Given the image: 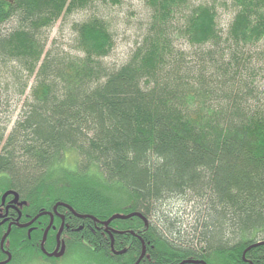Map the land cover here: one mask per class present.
<instances>
[{"label": "trees", "instance_id": "16d2710c", "mask_svg": "<svg viewBox=\"0 0 264 264\" xmlns=\"http://www.w3.org/2000/svg\"><path fill=\"white\" fill-rule=\"evenodd\" d=\"M93 1L0 6V64L18 60L35 78L26 110L0 128V198L16 191L30 217L58 201L99 220L139 212L146 222L110 226L152 234L171 264H264V244L247 250L264 241V103L242 78L245 55L230 47L264 38V0H234L226 31L214 2L148 0L149 25L120 62H106L115 40L99 17L73 25V56L46 49L44 29ZM181 38L191 53L175 47ZM6 85L0 76V114ZM57 210L78 226L64 231L68 253L86 247L99 264L119 263L104 254L102 235L94 239V220ZM43 232L11 231L17 263L47 258ZM54 246L50 230L45 247Z\"/></svg>", "mask_w": 264, "mask_h": 264}, {"label": "rangeland", "instance_id": "374dc122", "mask_svg": "<svg viewBox=\"0 0 264 264\" xmlns=\"http://www.w3.org/2000/svg\"><path fill=\"white\" fill-rule=\"evenodd\" d=\"M207 1L215 3L218 10L219 29L226 31L228 23L236 12L234 0H204V2ZM92 17L105 20L113 33L115 48L111 56L106 59V62L113 63L127 58L131 54L130 51L141 41L140 33L147 29L151 12L148 0H94L89 7L78 10L48 29H44V38H42L43 41L45 40L46 49L55 54H72L71 56L76 54V37L72 27L75 23ZM177 23H173V25ZM178 33L175 32L173 35L176 40ZM175 47L183 49L185 53L193 51L183 38L175 43ZM230 47L234 49L237 56L240 57L241 53L245 55L242 60V71L250 75L244 76L242 73V78L256 91L257 101L260 99L264 103V38L257 44H247L246 48L231 43ZM198 50H202V48H198ZM26 69L18 60H9L6 64H0V76L7 84L4 95L5 105L0 114V128L5 126L6 132L15 125L29 103L26 91L28 96L35 78H30L31 75ZM20 80L21 82H19ZM83 248L84 250L76 249L69 253V249H67L65 254L63 253L64 255H61L57 260L47 261L37 256L34 261L27 259L21 264H99L93 259L91 252L86 247Z\"/></svg>", "mask_w": 264, "mask_h": 264}, {"label": "flooded vegetation", "instance_id": "af4514ba", "mask_svg": "<svg viewBox=\"0 0 264 264\" xmlns=\"http://www.w3.org/2000/svg\"><path fill=\"white\" fill-rule=\"evenodd\" d=\"M17 4H18V0H0V6L3 5L7 8H11V7L15 8ZM2 195L0 198V231L2 230H5V231L0 234V264H20L19 262L18 263L16 262L15 253H14V250L12 249V246L10 245V241L8 238L11 231L14 228H18L19 230L24 231L27 234L28 238L31 239V235L29 236V232L31 234V232L33 230L38 229L39 226L44 231L46 227L50 224L51 217L50 215H41L37 219H35L30 225L22 227L21 225L31 222V220L34 219L35 216L30 217L27 215L26 216L23 215L22 209H20V205H19V203H21L20 196H19V199L15 202L13 201L14 199L13 194H9L4 200L2 199ZM59 214L63 216V220L60 215H57L54 213L53 224L50 230L55 231V246L51 250L46 249L48 252H53L56 249V246L58 243L57 233L61 227L62 221H64V224H63L64 228L60 235L61 243L64 242V244H66L65 242L67 241V238L70 239L69 237L66 238V236L64 238V231L66 229H72L73 231H75L76 230L75 228L78 227L76 226L75 228L73 227L70 228V224L66 222V216L63 213H59ZM42 216H46L48 218V224H46V226H42L41 224L42 222L39 220V218H41ZM57 218L61 220L60 225L58 226L55 223ZM93 223H94L93 227L96 229V231L91 230L95 237L94 239L96 240V238L97 239L99 238L98 235H102L101 236L102 239L101 238L100 239L103 241L105 240L108 241V246L107 247L103 246V248L105 249L104 254L107 253L109 257L113 259L114 262L118 260L119 261L118 264H171L172 263L173 259H172V256H170V254H167L165 256L163 253L155 249L156 243L154 242H157V241L155 240V238H153L152 234H149L147 232L140 233L138 231L128 230V229H119L114 226H109V232H108L105 230V227L100 222L94 221ZM9 226L11 227L10 233L8 237L3 241V235L6 233ZM83 228L84 226L80 224L78 229L82 231ZM81 236H82V241L84 243L88 242L92 244L91 241L89 240L87 241L85 239L84 234H82ZM100 239L97 242H100L101 241ZM139 242H140V249L137 252H135L136 245H138ZM91 246L93 249L96 248L94 244H92ZM39 247H40V250L42 251L41 239L39 242ZM66 250H67V246H66ZM44 255L48 258V259L45 258V260L48 261L52 259L48 257L46 254ZM9 257H10V260L6 263H3ZM193 261H204L205 262L206 260L205 259H193ZM186 263L188 262H185L182 264H186ZM189 263L194 264V262H189ZM197 264H202V263H197Z\"/></svg>", "mask_w": 264, "mask_h": 264}, {"label": "water", "instance_id": "95a60500", "mask_svg": "<svg viewBox=\"0 0 264 264\" xmlns=\"http://www.w3.org/2000/svg\"><path fill=\"white\" fill-rule=\"evenodd\" d=\"M9 194H13L14 195V199L13 201H17L19 199V194L14 191V190H8L6 191L2 198L3 200L9 195ZM22 203H25V201L19 203V205H22ZM59 206H63L65 208H67L68 210H70L74 215H76L77 217L79 218H91L92 220L94 221H99L102 225L105 226V230L109 232V224L115 220V219H128V218H131L133 216H138V217H141L145 220L146 222V218L140 214L139 212H131V213H128V214H122V213H115L113 214L112 216H110L107 220H104V221H100L98 220L94 215H89V214H81V213H77L72 206H70L69 204L65 203V202H62V201H58L56 202V204L53 206V210L52 211H45V210H42L40 213H38L34 219L31 220V222L27 223V224H24V225H21L22 227H25V226H28L30 225L35 219H37L39 216L41 215H50L51 217V220H50V224L46 227L44 233H43V237H42V240H41V249L43 251L44 254H46L48 257H60L61 255H63L64 251H65V244L64 242L61 243L60 242V235L63 231V224H64V221H62V224H61V227L57 233V240H58V243H57V246H56V249L53 251V252H48L46 249H45V242H46V239H47V236H48V232L49 230L51 229L52 227V224H53V219H54V213L57 214V215H60L62 220H63V216L61 214H59L57 208ZM10 230H11V227L9 226L8 230L6 231V233L3 235V241L8 237L9 233H10ZM30 231V230H29ZM30 233V232H29ZM61 244V245H60ZM260 244H264V241L263 242H257L253 245H251L250 247L247 248L250 249L254 246H257V245H260ZM10 260V257L5 260L3 263H6ZM185 262H194V263H202V264H207L206 262L204 261H193V260H185L183 261L182 263H185ZM181 263V264H182Z\"/></svg>", "mask_w": 264, "mask_h": 264}]
</instances>
